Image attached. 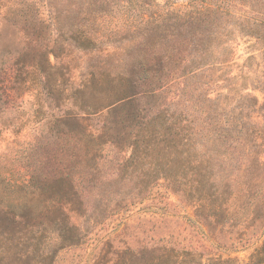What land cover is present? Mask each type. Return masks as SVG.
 I'll use <instances>...</instances> for the list:
<instances>
[{
	"label": "trees",
	"instance_id": "16d2710c",
	"mask_svg": "<svg viewBox=\"0 0 264 264\" xmlns=\"http://www.w3.org/2000/svg\"><path fill=\"white\" fill-rule=\"evenodd\" d=\"M235 1L237 3L241 0ZM150 3L152 0H83L80 6H76L71 0H50L48 7L52 10L56 32L52 40L53 45L41 46L40 56H36L29 63L21 61L22 56L14 57V61L4 73L11 84L18 85L16 90L30 81L40 90V96L51 95L50 91L45 93L44 90L47 77L55 76L53 92L57 97L53 98V101H69L71 108L61 114V104L55 106L58 115L54 117V127L58 132V139H62L59 128H67L62 134L71 143L73 152L82 154V160L77 166H90L92 158L102 151L103 146L120 149L117 145V137L120 134L115 131L113 125L126 123L132 128L135 122H141L142 128L144 124L157 128L146 131L144 137H147L149 142L145 147L139 139L129 138L132 142L128 143V157L122 158L117 166H130L145 156L150 157L149 166H153V180L162 177L173 192L178 189V195L182 196L181 201L189 196L193 198L196 216L194 226L200 239L217 242L223 234H227L228 240L231 241L230 248L233 249L247 247L261 240V245L254 249L248 262L244 264H264V129H261L264 126V48L260 59L263 72L256 87L263 95L262 102L248 94L240 96L244 102L228 108L230 117L222 119L217 114L226 110L218 103L223 96L218 94L211 98L202 86L208 84H196L204 73L216 64H208L209 52L213 46L211 39H216L218 35L214 28L223 23L222 14L211 5L202 4L199 8L192 4L179 11L164 12L163 18L150 12ZM96 5L109 6L110 10L120 7V11L123 10L118 22H111L113 26L104 27L107 36L90 32L87 25H76L78 28L69 30L68 21L71 18L68 16L73 14V8L77 9L76 15L81 20L92 18L95 23L99 19L98 24L100 20L103 21L106 16L102 13L107 12L95 11L93 15L91 13ZM60 7L69 9L64 12ZM134 10L138 12L137 15L133 14ZM251 20L255 26L249 28L248 35L264 43V22ZM117 23L120 25L117 26ZM161 23L162 25H159ZM163 24L164 32L179 30V40L176 41L177 45L173 42L172 48L166 52L168 43L164 38V56L156 61V54L150 57L142 56L144 50L137 55L138 66L143 67L141 79L145 81V91L140 92L134 81V67L122 65L128 62V58L116 57L119 49L117 45L126 41L130 46L132 43L138 47H149L152 45L151 39L155 37V31L162 28ZM66 30L69 32L66 33ZM67 34L71 35L65 38ZM119 35L126 36L116 40ZM169 38L171 39L170 36ZM153 42L157 44L156 40ZM73 52L88 53L102 61L98 63L99 66L80 68L81 71H89L86 73L87 78L80 79L78 84L76 68L71 66L75 59ZM50 56L55 64L50 62ZM116 58L119 60L115 61ZM61 80L69 82V87L65 88ZM191 83V94L185 96V88ZM95 84L103 88V93L97 94L93 99H87L90 87ZM195 92L198 95L192 100L191 96ZM163 94L164 125L159 126L155 119L144 121L135 104L143 98H159ZM179 105H182L181 110ZM168 106H173L175 111L165 110ZM255 118L260 121V129L243 128L241 122L244 119L254 121ZM253 146L261 151L254 153L251 151ZM75 153L71 156L58 155L59 162L65 161L68 155L70 159H74ZM160 166L163 170H158ZM175 166L191 173L186 184H181L174 175H170ZM214 166H217L216 170ZM219 166L239 167L234 171H221ZM248 166L257 167L250 169ZM67 184L68 190L65 188L63 193H66L65 196L45 202L37 210L29 204L18 203L15 206L19 208V212L13 217L9 213L16 212L1 208L0 227L5 221L20 223L24 241L36 243L35 247L39 246L41 240L48 243L53 241L59 248L78 245L81 230L71 222L70 214H77L75 206L80 208L84 203L76 189V183L68 180ZM129 205L125 204L122 208L120 204L114 203L110 214L126 210ZM30 221L39 223L29 224ZM187 221L192 223L190 219ZM132 223L131 219H123L121 230L112 238H108L104 245L111 248L115 242L121 244L119 238L131 228ZM49 234L53 237L47 238ZM191 245L184 244L177 238L173 239L170 235L164 237V247L152 249L151 253L154 255L146 264H203V259L206 264H241L236 258L208 256L204 250L200 251ZM116 247L112 254L117 257V263L121 264L123 257L128 255L131 249L119 245ZM30 254L31 252L28 258H25L27 261H30ZM34 257L37 259L36 263L40 264L45 260L52 261L48 254L39 250ZM124 263L125 261L122 262Z\"/></svg>",
	"mask_w": 264,
	"mask_h": 264
},
{
	"label": "rangeland",
	"instance_id": "374dc122",
	"mask_svg": "<svg viewBox=\"0 0 264 264\" xmlns=\"http://www.w3.org/2000/svg\"><path fill=\"white\" fill-rule=\"evenodd\" d=\"M49 1L0 0V209H12L16 212L9 213L13 217L19 212V208L15 206L18 203L29 204L37 210L43 203L65 196L66 193H63L65 188L68 190L67 181H74L84 204L80 208L75 206L77 214L71 213L70 220L81 230V237L78 245L70 247L59 248L55 242L48 243L45 240H41L39 246L35 247L36 243L24 241L20 223L5 221L0 227V264H40L36 263L37 259L34 257L38 250L48 254L52 259L45 260L42 264H120L117 263V257L112 254L117 245L131 249L130 253L123 257L121 264L124 261V264H146L154 255L151 250L163 248L164 237L169 235L184 244H192L200 251L204 250L208 256L236 258L241 264L247 263L254 249L261 245V240L247 247L233 249L230 248L231 241L228 240L227 234H223L217 242L200 239L199 232L194 226L196 216L193 198L189 196L181 201L182 196L178 195V189L175 188L176 193L173 192L162 177L153 180V166H149L150 157L145 156L130 166H117L122 158L128 157V143L132 142L129 138L139 139L145 147L149 139L144 135L146 131H153L154 126L144 124L142 128L141 122H135L132 128L126 123L113 125L115 131L120 134L119 138L117 137L120 149L103 146L102 151L97 152L92 158L90 166H77L82 160V154L73 152L71 143L62 134L67 128H59L62 139H58V132L54 127V117L58 115L55 106L61 104V114L71 108L69 101L68 103L66 100L63 102V99L53 101V98L57 97L53 92L55 76L47 77L44 92L50 91L51 95L48 96H40V90L30 81L17 90L18 85L8 81L4 72L14 61V57L22 56L21 61L29 63L36 56H40L41 46L53 45L52 40L56 32L52 10L48 7ZM82 1L71 0L76 6H80ZM192 4L199 8L202 4L211 5L222 14L223 23L218 25L219 28H214L218 35L216 39H211L213 46L209 52L208 64H216L196 83L208 84L202 86L211 98L218 94L225 97H221L218 103L226 110L219 111L217 116H221L222 119L229 118L228 108L244 102L240 96L248 94L262 102L263 95L256 87L263 72L260 59L264 43L248 35L247 31L255 26L251 19L264 22V0L255 2L241 0L237 3L235 0H152L149 8L151 13H157L164 18V12L179 11ZM60 9L65 12L69 7ZM92 10V15L95 11L107 12L102 13L106 18L100 20L99 24V19L95 23L92 18L81 20L76 15L77 9L73 8V14L68 16L71 18L68 21L69 30L78 28L76 25H87L90 32L107 36L104 27L113 26L111 22H118L123 13L120 7L110 10L109 6L101 5H96ZM137 13L134 10L133 14ZM161 27L155 31V37L151 39L152 45L149 47H138L132 43L130 46L126 41L117 45L119 49L116 57L128 58V62L122 65L134 67V81L140 92L145 91L143 87L145 81L141 79L143 67L138 66L137 55L144 50L142 56L150 57L156 54V61L157 58L164 56V38L168 43L165 50L167 52L172 48L173 42L177 45L176 41L181 34L179 30L164 32V24ZM173 34L175 36H172ZM70 35L64 37L68 38ZM124 36L126 35H119L116 40ZM153 40H156L157 44ZM73 57L75 59L71 66L76 68V84L80 79L85 80L89 71L83 69L81 71L80 68L99 66L98 63H102L99 58L84 52H73ZM117 58L115 61L119 60ZM49 59L55 64L51 56ZM61 82L65 88L69 87V82L64 80ZM191 86L193 83L185 88V96L191 94L189 90ZM99 93H103V88L95 84L90 87L87 99H93ZM195 95L198 93L195 92L191 96L192 100ZM135 106L140 110L144 121L155 119L159 126L164 125V94L159 98H143ZM181 106L179 105L180 110ZM165 110L175 111L173 106H168ZM252 117L254 118L253 115ZM241 123L243 128L260 129V121L257 118L254 121L244 119ZM261 129H264V126ZM251 148L254 153L261 151L255 146ZM73 153L76 154L74 159H70L68 155L65 161L59 162L58 155L71 156ZM219 167L221 171L227 169L234 171L239 166ZM248 167L255 169L257 166ZM162 168L160 166L158 170H163ZM213 168L216 170L217 166ZM190 174L189 171L185 172L179 166H175L170 175H174L184 185L188 182ZM114 203L120 204L121 207L125 204L130 205L126 210L110 214ZM123 219H131L133 223L124 236L119 238L122 243L115 242L111 248L104 245L108 238H112L121 230ZM37 223L39 221L29 222ZM22 225L24 226L23 223ZM203 231L206 233L207 230L204 228ZM50 237L53 235L47 236ZM29 252L30 261H27L25 258H28ZM203 264H206L205 259Z\"/></svg>",
	"mask_w": 264,
	"mask_h": 264
}]
</instances>
